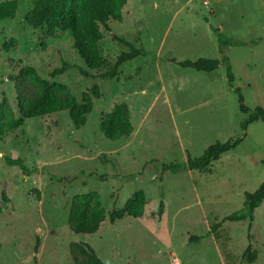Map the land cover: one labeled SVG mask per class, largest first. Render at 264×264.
I'll return each instance as SVG.
<instances>
[{"label": "rangeland", "instance_id": "obj_1", "mask_svg": "<svg viewBox=\"0 0 264 264\" xmlns=\"http://www.w3.org/2000/svg\"><path fill=\"white\" fill-rule=\"evenodd\" d=\"M5 1L17 9L0 22V44L16 43L0 58V264H94L83 244L105 264H264V201L253 221H223L264 182V122L244 129L250 114L241 111L235 92L241 90L251 110L264 109V0H128L123 21H109L110 32L101 27L97 42L76 0L77 31L96 59L93 69L74 49L73 32L42 40L45 30L25 24L34 0ZM212 26L248 43L224 51L233 85ZM114 36L148 54L125 63L118 78L84 77L80 69L99 77L129 51ZM200 58L222 62L212 73L170 62ZM63 61L75 67L51 78ZM37 76L55 84L60 111L26 119L12 131L11 121L24 117L43 90ZM94 85L99 100L92 97ZM83 94L91 97V111L77 127L68 108ZM102 122L118 140L105 137ZM239 137L244 141L204 172L165 168ZM6 157L21 158L33 173L24 175ZM132 198L142 216L111 224L109 214ZM97 199L106 219L92 234L74 233L70 212L83 208L90 220ZM218 223L216 233L190 242ZM249 245L257 252L254 263L243 260Z\"/></svg>", "mask_w": 264, "mask_h": 264}, {"label": "trees", "instance_id": "obj_2", "mask_svg": "<svg viewBox=\"0 0 264 264\" xmlns=\"http://www.w3.org/2000/svg\"><path fill=\"white\" fill-rule=\"evenodd\" d=\"M76 0H34L32 8L25 14V24L34 30H45L42 40L46 37H51L55 32H73L74 37V49L79 54L80 58L85 64L93 69L95 68L96 59L88 51L85 41L82 39L81 34L77 31V17L74 12V3ZM128 4V0H79L81 20L86 27L91 38L97 42L102 39L101 27L107 32L111 31L109 21L113 20L121 23L123 21V10ZM17 4L15 1L0 2V22H4L13 19L16 14ZM212 31L216 34L219 45V53L222 56V61L227 63V79L228 82L233 85L235 77L232 68L229 64L228 57L225 56L224 51L229 46H244L248 44L244 41H236L225 36L219 28L211 27ZM114 39L129 48L128 52H122L117 58L115 65L110 71L102 73L99 77L91 75L88 71L80 69L81 74L86 78H102L105 80L118 78L120 75V68L127 62L137 59L141 56L148 54L146 50L136 48L132 43L126 41L123 38L114 36ZM254 44L255 41H250ZM16 46L14 41H6L4 44H0V58L7 51ZM217 59L200 58L196 61L186 60L177 62L172 60L170 62L177 64L184 69H192L203 73H212L216 71L221 62ZM75 66L63 61L62 66L55 68L50 77L55 78L65 74ZM37 79L41 82L43 90L40 96L30 105L24 117L19 119H13L10 123V130L14 131L23 126L26 119L43 117L50 112L60 111V107L56 97L52 94V90L55 84L49 80H43L37 76ZM62 86V85H60ZM235 92L239 94L240 108L245 114H250L243 124L244 129H247L248 125L253 122H264V109L258 107L255 110H251L244 104V98L239 88H235ZM92 97L99 100L101 98V90L98 85H94L91 89ZM3 106L0 105V112ZM69 114L72 122L75 126L79 127L83 125V117L88 115L91 111V97L83 94L82 99L79 102L75 97L71 98L69 105ZM101 132L107 139L118 140L112 134L109 129V125L106 122L101 124ZM4 135L3 129L0 128V137ZM243 138H236L227 142H216L209 146L200 157L192 158L188 155L187 163L184 165L169 164L165 165V168L173 174H178L182 171L188 170L190 172H204L206 171L214 161L219 160L220 157L227 152L237 148L242 142ZM6 164L9 166L17 167L24 175H31V170L21 158L13 159L11 157L5 158ZM57 180L61 181V179ZM264 201V182L253 193L245 194V202L242 210L225 217L224 222H241L247 219L254 220V213L257 208L261 206ZM165 204L160 202L157 215L162 216L164 213ZM96 212L90 220L83 208L73 209L70 212V225L71 229L76 234H92L98 230L101 222L106 219V210L102 205L100 199L96 201ZM143 214V210L138 208L137 198L129 199L123 209L113 210L109 214V221L111 224L117 221L129 218H139ZM222 226V223L214 224L211 226L210 231L203 236H192L190 238L191 243H198L204 238L216 233ZM88 255L94 264H105L97 256L95 250L88 244H83ZM37 250V248H36ZM243 260L248 263H254L257 260V252L251 251V245L248 246L243 254Z\"/></svg>", "mask_w": 264, "mask_h": 264}]
</instances>
